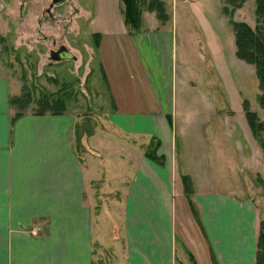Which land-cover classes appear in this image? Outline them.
Here are the masks:
<instances>
[{
	"label": "crops",
	"instance_id": "crops-1",
	"mask_svg": "<svg viewBox=\"0 0 264 264\" xmlns=\"http://www.w3.org/2000/svg\"><path fill=\"white\" fill-rule=\"evenodd\" d=\"M182 1L164 22L144 9L137 30L123 10L102 17L91 5L118 135L88 137L83 157L75 116H15L0 63V264H256L264 216L237 179L238 163L248 174L251 162L235 155L238 128L230 117L224 126L212 94L191 95L178 64L191 17L179 13L189 8ZM12 2L0 0V14H12ZM161 63L170 68L160 77ZM201 94L210 110L198 109ZM179 128L202 158L178 160ZM156 148L161 159L147 153Z\"/></svg>",
	"mask_w": 264,
	"mask_h": 264
},
{
	"label": "rangeland",
	"instance_id": "rangeland-1",
	"mask_svg": "<svg viewBox=\"0 0 264 264\" xmlns=\"http://www.w3.org/2000/svg\"><path fill=\"white\" fill-rule=\"evenodd\" d=\"M37 1L40 4H36ZM52 1L13 0L12 14L8 17L0 14L3 31L0 36V63L13 83L11 106L15 116L18 113L75 116L77 126L72 135L73 143L79 156L83 157L85 150L82 142L88 137L99 133L102 135L103 130L106 131L105 136L118 135L112 129V103L95 48L101 33L95 37L97 41L93 40V29L88 21L91 5L101 6L102 17L115 18L118 17L117 9L122 11L124 5L122 0H65L52 7L51 15L47 9ZM142 1L141 10L144 12L149 8L150 0ZM160 1L163 2L165 12L171 13L176 0ZM183 1L189 8H181L179 13L191 17H188L184 26L188 36L181 37L183 57L179 55L178 64L189 76L188 83L193 88L191 95L210 92L224 126H231L226 122L229 117L235 123L233 125L237 126L235 155L240 161L248 159L251 162L248 174L246 170L242 171L244 166L238 163L239 186L243 194L255 201L260 214L264 216L263 92L255 65L237 57L231 24L232 20L246 22L255 29L256 0H245L241 5L231 4L229 0ZM21 3H25L22 14ZM62 44L67 46L75 58L61 61L52 58L51 50H58ZM165 64H159L156 69L160 77L162 72L165 76L169 72L170 66L165 68ZM166 89L169 93V89ZM202 94L198 100V109L210 110L211 106L206 105L208 101ZM247 105L261 123L255 136L245 115ZM198 130V134L192 133L189 138L195 134V137H202L204 131L201 128ZM183 131V128L178 129V160L202 158V153L201 157H197V150L194 156L192 148H189L192 145L186 142ZM155 144L157 142L153 141ZM147 153L155 155L157 148L154 151L148 149ZM193 170L197 174V170Z\"/></svg>",
	"mask_w": 264,
	"mask_h": 264
},
{
	"label": "trees",
	"instance_id": "trees-1",
	"mask_svg": "<svg viewBox=\"0 0 264 264\" xmlns=\"http://www.w3.org/2000/svg\"><path fill=\"white\" fill-rule=\"evenodd\" d=\"M123 12L125 16V22L127 25L134 29H139L142 22V0H122ZM245 0H229L231 4L239 3L240 5ZM256 13H257V25L252 28L246 22L233 21L232 27L235 34V41L237 46V57L244 60L247 63L255 65L256 74L260 82V89L263 94L261 96V103L264 104V0H256ZM148 10L155 12L157 16L164 22L168 20V12H165L163 2L160 0H150ZM98 34H95L97 38ZM13 100V99H12ZM245 115L254 136L257 134L261 127V123L257 121V116L249 106H245ZM21 113L16 116H21ZM149 156L154 159L157 158L153 153H149ZM186 188L188 191L192 190L191 182L188 178H185ZM264 263V221L260 224V233L258 238V250L256 264Z\"/></svg>",
	"mask_w": 264,
	"mask_h": 264
},
{
	"label": "water",
	"instance_id": "water-1",
	"mask_svg": "<svg viewBox=\"0 0 264 264\" xmlns=\"http://www.w3.org/2000/svg\"><path fill=\"white\" fill-rule=\"evenodd\" d=\"M65 0H53L54 4H60L64 2ZM64 51H51V56L55 60H63V59H68V58H75V56L68 50L67 47H63Z\"/></svg>",
	"mask_w": 264,
	"mask_h": 264
},
{
	"label": "flooded vegetation",
	"instance_id": "flooded-vegetation-1",
	"mask_svg": "<svg viewBox=\"0 0 264 264\" xmlns=\"http://www.w3.org/2000/svg\"><path fill=\"white\" fill-rule=\"evenodd\" d=\"M62 3H63V2H62ZM54 5H58V4H54L53 1H52L51 5H50L49 8L47 9V12H48V13L51 14V10H52V7H53ZM51 15H52V14H51ZM64 46L66 47V45L62 44V45L59 47L58 50L52 49L51 51H60V52H63V51H64V49H63Z\"/></svg>",
	"mask_w": 264,
	"mask_h": 264
}]
</instances>
